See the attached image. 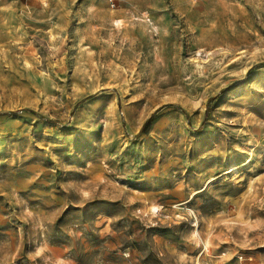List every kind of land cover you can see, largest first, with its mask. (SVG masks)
I'll use <instances>...</instances> for the list:
<instances>
[{
	"label": "rangeland",
	"instance_id": "1",
	"mask_svg": "<svg viewBox=\"0 0 264 264\" xmlns=\"http://www.w3.org/2000/svg\"><path fill=\"white\" fill-rule=\"evenodd\" d=\"M114 1L0 0V264H264V0Z\"/></svg>",
	"mask_w": 264,
	"mask_h": 264
},
{
	"label": "built area",
	"instance_id": "2",
	"mask_svg": "<svg viewBox=\"0 0 264 264\" xmlns=\"http://www.w3.org/2000/svg\"><path fill=\"white\" fill-rule=\"evenodd\" d=\"M111 3H112L113 6L115 5V1L114 0H111Z\"/></svg>",
	"mask_w": 264,
	"mask_h": 264
},
{
	"label": "trees",
	"instance_id": "3",
	"mask_svg": "<svg viewBox=\"0 0 264 264\" xmlns=\"http://www.w3.org/2000/svg\"><path fill=\"white\" fill-rule=\"evenodd\" d=\"M148 121H149V120H148ZM148 121H147V123H148ZM147 123H146V124H147ZM143 130H144V128L142 129V131H143Z\"/></svg>",
	"mask_w": 264,
	"mask_h": 264
}]
</instances>
